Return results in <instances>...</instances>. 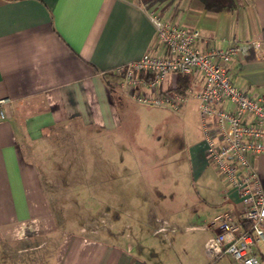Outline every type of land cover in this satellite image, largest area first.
Here are the masks:
<instances>
[{"label":"crops","instance_id":"0c3cea01","mask_svg":"<svg viewBox=\"0 0 264 264\" xmlns=\"http://www.w3.org/2000/svg\"><path fill=\"white\" fill-rule=\"evenodd\" d=\"M232 1L230 10L210 12L195 0H153L151 7L144 0H0V100H8L0 120V241L4 245L16 248L29 237L54 231L36 161L53 130L75 121L112 133L121 127L123 105L140 107L117 90L119 79L114 75L157 47L148 12L168 24L198 31L201 49L257 42L258 52L249 49L245 57L232 62L231 75L240 90L264 93V59L259 56L264 52V0ZM160 53L157 47L156 54ZM174 81L169 78L162 87L168 90ZM189 151L194 165L201 168L202 138ZM257 167L264 178L263 159ZM220 199L223 208L211 218L239 207L235 194L225 187ZM146 218L152 217L143 215L141 224ZM144 228L151 232L150 226ZM200 230L205 234L202 255L210 233L205 225ZM152 237L150 244L140 245L130 238L120 241L119 236H70L57 244L58 253L46 263L193 264L177 263L173 253L168 254L171 260L158 257L159 244ZM172 245L167 251L177 248ZM184 249L183 244L180 251ZM259 254L262 264L264 253L259 250ZM230 263L222 257L213 264Z\"/></svg>","mask_w":264,"mask_h":264},{"label":"rangeland","instance_id":"374dc122","mask_svg":"<svg viewBox=\"0 0 264 264\" xmlns=\"http://www.w3.org/2000/svg\"><path fill=\"white\" fill-rule=\"evenodd\" d=\"M122 111L112 133L73 121L47 137L36 161L54 231L16 248L0 241V264H47L70 236L99 235L140 245L153 235L158 257L171 260L173 253L177 263L208 264L200 255V228L222 210L224 187L213 166L200 155L205 164L196 167L189 151L201 143L194 102L177 114L128 104ZM140 214L153 220L141 224ZM171 242L177 248L168 252ZM258 247L264 253V243Z\"/></svg>","mask_w":264,"mask_h":264},{"label":"built area","instance_id":"2783aa9c","mask_svg":"<svg viewBox=\"0 0 264 264\" xmlns=\"http://www.w3.org/2000/svg\"><path fill=\"white\" fill-rule=\"evenodd\" d=\"M148 18L161 53L151 48L139 60L116 70L120 75L117 90L137 106L173 114L194 102L203 158L235 194L239 206L236 212L225 211L206 223L210 234L202 245V256L208 264L222 257L235 264H260L264 178L257 162L264 160V93L240 90L231 75L232 62L245 57L249 49L258 52L259 44L201 49L198 31L163 22L154 12H148ZM259 56L264 59V52ZM178 77L190 81L184 93L162 87L167 79ZM7 103L0 100V120Z\"/></svg>","mask_w":264,"mask_h":264},{"label":"trees","instance_id":"16d2710c","mask_svg":"<svg viewBox=\"0 0 264 264\" xmlns=\"http://www.w3.org/2000/svg\"><path fill=\"white\" fill-rule=\"evenodd\" d=\"M146 1V0H144ZM197 1L204 10L210 12H224L228 11L233 7L232 0H195ZM116 79H120V75H114ZM190 81L187 77H178L175 79L172 86L168 88V91H175L180 94L184 93L186 87L189 85Z\"/></svg>","mask_w":264,"mask_h":264}]
</instances>
